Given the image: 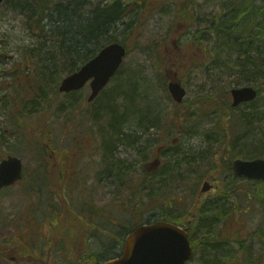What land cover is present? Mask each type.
Segmentation results:
<instances>
[{
    "label": "rangeland",
    "instance_id": "374dc122",
    "mask_svg": "<svg viewBox=\"0 0 264 264\" xmlns=\"http://www.w3.org/2000/svg\"><path fill=\"white\" fill-rule=\"evenodd\" d=\"M129 1L142 5L136 9L137 15L133 16L134 27L119 34V38L123 35L126 37L124 42L128 52L120 68L122 72L118 76L121 77L125 70H129L137 72V77L146 79L150 84L146 103L154 114L161 113L162 118L158 125L149 126L148 130L137 133L135 147L124 144L114 147L117 157L128 162L126 171L129 172V175H125L120 184L118 183L116 195L109 192L114 188L110 184L113 178L107 180L101 176V154L104 145L101 143L99 128L95 126L93 129V124L87 122L84 116L87 110H93L98 106L97 98L101 94L93 101L87 102L86 98L90 91L88 84L73 96L76 99L82 98L75 110L62 112L58 117L49 111L25 113L23 117L21 116L19 127H13L11 124L8 109L3 107L4 101L1 98L3 94L4 98H7V94L12 91L7 72L19 71L18 62L22 67L23 47L37 45L40 38L32 33L25 17L18 10H12L4 1L0 3V160L3 155H15L22 160L24 167L23 178L20 181L0 189V246L20 247L21 240L26 245L34 243L37 239L31 236L30 232L34 231L35 222L43 223L50 219L59 223L54 224L57 228H63L65 236H70L71 232L74 238L79 237L73 239L75 241L65 253L60 249L59 242L52 245L54 264H77L78 262L73 263L72 259L78 260L82 250L84 254L85 251L90 253L100 251L101 259H108L119 251L126 236L127 229L125 230L124 226L133 223L137 225L147 220L155 221L163 218L167 211H180L182 221L192 222L194 234L193 237L189 234L191 244L195 241L194 244L197 245L198 240L203 238L201 236L207 233L208 228L201 224L209 222L212 224V231L217 233L222 231L227 239L232 241L231 246L235 249L238 239H249L252 242L251 250L257 254L260 245L253 234L258 231L263 221V181L235 175L231 170V164L236 158L253 159L248 158L250 156L247 154L254 151L252 149L254 142L259 148L264 146V117H259L258 114V119L250 117L248 120L247 117L257 110L260 112V108L255 109L242 104L234 108L232 114L234 119L229 120L230 112L226 109L227 102L223 100V96L225 99L223 93L227 91L230 96L231 88L244 84L234 83L236 80L234 74H218L221 72L218 70L214 75L212 71L206 70V65L200 61L201 51L191 49L186 36L187 27L192 23L189 19L192 14L194 16L197 14V7L199 12L206 13L213 9L215 0H196L199 4L196 7L195 0ZM151 42L156 43V48L150 51ZM171 76L180 81L186 90L184 106L176 105L168 95L166 84ZM115 83L114 77L102 91L108 92ZM161 84L165 86V90ZM27 95L29 94H25ZM202 96L204 100H200ZM209 96L212 98L209 99ZM58 98L53 101L54 106L64 100L62 96ZM228 101L231 102V98ZM118 103H121V99H118ZM207 103L218 108V112L207 110ZM188 106L198 108L199 111L187 115L185 121L184 115L189 111L186 108ZM237 115H242L245 121L240 120L237 123ZM171 120L176 121L175 125L166 126L165 123ZM45 124L52 125V136L49 131L47 135L49 134L51 139L54 137L55 143L65 150L66 156L53 157L51 153V157H44V169H38L37 161L34 159L35 152L28 139L30 137L39 139ZM89 126L92 128L91 131ZM237 137H240L239 142L234 148L231 143L237 142ZM167 146L177 147L178 152H167L164 156L161 150ZM235 152H238L237 155ZM81 153L86 155L85 161L80 157ZM158 156L162 165L154 176L160 179L161 183L150 189L143 181L144 165ZM45 163L47 169L55 171L56 175L50 172L47 177ZM74 164L79 169L85 164L89 167L85 175L81 174V177L84 175V181L79 183L92 188L96 186L98 192L100 191L101 209L96 210L101 216L94 224H87L84 217L82 218L83 212L79 215L78 212L74 217L66 215L67 209L75 213L80 206L78 203L75 204L77 208L68 206L66 200L77 199V194L65 195V187H68L66 180L64 181L67 179L66 170L60 177L57 171L62 166L71 170ZM227 165L230 167L229 170ZM124 167L126 165L118 161L116 165L114 164L113 171ZM122 171L117 170V173ZM208 177L212 186L208 191L201 193L202 182ZM225 193L230 194L229 198ZM55 204H59L60 209H57ZM48 206L51 212L56 208L57 213L48 215L47 212L41 211ZM201 207H208L211 210L200 215L196 210ZM224 212L229 213L216 223L215 220L212 221ZM70 222L73 224H69ZM94 235L96 240L93 241ZM16 236H21V240L19 241ZM43 241L39 240V243H36L37 252L44 249ZM112 241L114 244L110 246L109 243ZM25 253L30 252L26 250ZM241 256L242 254L237 252L231 257L233 263L225 261L220 264H252L243 260ZM42 257L46 259L44 254ZM198 258L199 255L194 256L187 264H200ZM88 259L84 264L94 262L92 258ZM101 259L97 261L101 262ZM80 262L82 263L81 260ZM0 264L16 263L0 257Z\"/></svg>",
    "mask_w": 264,
    "mask_h": 264
},
{
    "label": "trees",
    "instance_id": "16d2710c",
    "mask_svg": "<svg viewBox=\"0 0 264 264\" xmlns=\"http://www.w3.org/2000/svg\"><path fill=\"white\" fill-rule=\"evenodd\" d=\"M4 2L12 10H18L25 17L32 33L40 38L37 45L23 47L21 51L23 62L22 67L18 62L19 71L12 73L8 70L7 72L10 77L8 83L11 84L12 91L7 94V98H4L3 95L1 98L4 101L3 107L8 109L7 114L13 127L20 126L21 116L23 117L25 113L49 111L58 117L62 112L75 110L82 98H73L77 91L61 94L58 91L61 78L77 70L81 64L93 57L102 46L108 43H121L126 48L127 53L128 48L124 42L126 37L123 35L122 38H119V34H123V32L134 27L135 18L133 16L137 15L136 9L142 5L129 0H4ZM197 3L195 0V7L199 5ZM196 13V17L192 14L191 19H189L192 20V23L187 27L188 34L186 36L190 41L191 49L201 51V64L206 65L205 69L212 71L214 75L220 70L221 72L218 74H234L236 76L234 83L253 86L257 90V97L253 101L243 103V105H249L255 109L258 107L260 112H258L259 110L252 112L247 119L250 120V117L258 119V114H260L259 117H264V0H215L211 11L201 13L197 7ZM149 45L150 51L156 48L155 42H151ZM120 68L112 78L115 77L116 79L115 86L108 92H100V96L96 97L98 106L93 110H87L84 114L87 122L93 124V129L95 126L99 128L101 143L104 145L101 154V171L103 174L106 173L107 168L113 169V164L116 165L118 161L126 165L123 159L117 157L114 147L117 148L119 144L135 147L137 145V133L148 130L149 126L158 125L162 118L161 113L154 114L146 103L149 96V82L142 77H137L135 71L125 70L123 75L119 77L118 75L122 72ZM17 75H20L19 80ZM163 84L165 85V83ZM164 85H162L163 90L166 89ZM25 94L29 95L25 96ZM223 94L225 95L223 100L227 102V104L225 102L226 109L230 112L228 117L231 121L234 119L232 117L234 107L228 101L230 99L229 93L226 91ZM59 96H62L64 100L59 105L54 106L53 101L59 99ZM210 98L212 96H209ZM118 99H121V103H118ZM200 100H204V96ZM178 105L184 106L185 103L182 102ZM201 106L205 105L201 104ZM206 106L208 107L207 110L218 112V108L212 104L207 103ZM186 108L189 111L184 115L185 121L187 115L199 111L198 108L194 109L190 106ZM240 120L245 121L242 115H237V123ZM175 123V120H171L165 125H175ZM51 127L52 125L47 126L45 124L39 139L36 140V138L31 137L28 139V143L35 152L34 159L37 161L38 169H44V157L50 156L51 153L53 157L66 156L65 150L55 143L54 137L51 139L49 134L47 135L49 131L48 133H51L52 136ZM22 129L23 132L26 131L23 127ZM89 129L91 131L92 128L89 126ZM239 138L237 137V142L231 143L234 148L238 145ZM254 144L256 145L255 142ZM255 145L252 147L254 151L247 154L250 156L248 158L264 156V146L259 148ZM161 152L165 156L167 152L177 153L178 148L167 146ZM237 153L235 152V155ZM48 159L49 157L46 160ZM116 159L117 161H115ZM46 163L47 177L50 172L56 175L55 171L52 172L47 169ZM59 164L61 165V162ZM65 167L62 166L58 170L59 172L57 171L59 177L63 171L65 172ZM127 169L128 165L118 169V171L123 170L118 172V182H121L125 175H129ZM229 169L230 167L227 165V170ZM154 175L155 173L147 175L144 173L143 181L148 183L150 189L161 183V180L156 179ZM262 185L264 201V181ZM66 188L68 187L66 186ZM225 195L227 198L230 196L228 193ZM55 205L57 209H60L59 204ZM211 207L213 209V206ZM210 210L208 207H201L196 211L198 214L204 215ZM54 213H57L56 208ZM179 213L180 211H167L161 219L175 224L188 223V233L190 237H193L192 222L182 221ZM228 213L219 214L212 221L215 220L216 223ZM69 216L72 217L73 214L71 213ZM262 220L260 228L253 234L257 237L260 245L258 255L251 250L252 242L249 239H238L235 249L231 246L232 241L228 240L222 231L218 233L212 231V224L208 222L209 224H201L208 228L207 233L201 236L203 238L198 240L197 245L194 244L195 241L192 243L195 250L194 256L199 255L197 260L200 264H220L225 261H232L231 257L240 252L242 259L246 262L264 264V206ZM210 226L211 228H209ZM50 227L54 242L48 243V246L57 245L55 240L59 238V245L65 242L70 249L75 241L73 239H79L77 236L74 238L75 236L71 232L70 236H65L63 228H57L55 224ZM124 227L125 230L127 229L125 235L133 230L131 225ZM61 232L63 233L60 235ZM109 244L111 246L114 242ZM85 252L84 254L82 250L78 260L72 259V262L84 264V261L89 260V257L94 260L92 264L100 263L97 260L101 259L102 253L95 256L94 252ZM118 252L115 253L118 254ZM38 261L45 263L43 257H39Z\"/></svg>",
    "mask_w": 264,
    "mask_h": 264
},
{
    "label": "water",
    "instance_id": "95a60500",
    "mask_svg": "<svg viewBox=\"0 0 264 264\" xmlns=\"http://www.w3.org/2000/svg\"><path fill=\"white\" fill-rule=\"evenodd\" d=\"M3 0H0L2 3ZM126 50L119 42H111L101 47L98 52L77 70L64 76L58 91L68 93L81 89L89 84L90 93L87 101H92L106 86L123 62ZM168 92L177 104L182 103L186 90L174 76L167 83ZM231 106L253 101L257 90L253 86H240L230 89ZM158 160L151 162V168L157 167ZM235 175L264 181V158L251 160L235 159L232 163ZM22 160L8 155L0 161V189L12 185L22 178ZM210 184L205 181L201 192L209 190ZM193 257L188 233L182 227L166 221L142 224L134 228L126 237L121 255L108 259L101 264H186Z\"/></svg>",
    "mask_w": 264,
    "mask_h": 264
},
{
    "label": "flooded vegetation",
    "instance_id": "af4514ba",
    "mask_svg": "<svg viewBox=\"0 0 264 264\" xmlns=\"http://www.w3.org/2000/svg\"><path fill=\"white\" fill-rule=\"evenodd\" d=\"M1 73H3V70L1 71ZM17 79L18 80L20 79L19 75H17ZM158 149H160V148H158ZM156 160H158V162H159V164L157 166L158 168L156 167L155 169H151L150 165H151V162L153 160L148 161L144 165L145 170L143 171V174L146 173V175H147L149 173H155L160 168V166L162 165V161L159 160V158L158 159L156 158ZM127 164H128V162H126V165ZM113 166H114V164H113ZM88 168L89 167H87L86 164H85V166L83 165V168L81 167L80 169L79 168L77 169V165H75V164L71 170H69V168H68L69 173H67L66 181H67V185L69 187L64 190V193L66 195L68 193L77 194V199L73 198L71 200L70 199L66 200L68 206L69 207H73V206L76 207L75 204L78 203V205L80 206L79 207L80 211H79L78 215L83 212L82 218L84 217V219H86L87 224H94L96 222V219L101 216V213L96 210L97 208L101 209L100 196H99L100 191L98 192V189H96V186H95V188H92L91 186H87V185H83V184L79 183L81 181H84L83 176L89 171ZM79 170H80V173H79ZM117 170L113 171V169L107 168L105 170L106 173H104V174L102 173V175H101V176H104L105 179H107V180H109V178H113L111 180L110 184L114 188L109 192L114 194V195L117 194L115 192V189L117 188L118 183L120 184V182H118V180H117V177H118ZM81 174H84V175L81 177ZM75 176H77V177L79 176V178L76 179ZM209 179L210 178L208 177L205 180H207L209 182ZM71 180H73V181L71 182ZM76 181H78V182H76ZM145 184H147V186H148V183H145ZM209 184H210V186H212L210 182H209ZM76 186H78V187L76 188ZM49 207L50 206L46 207V209L44 210L45 212L48 213V215L53 214V212H51L49 210ZM37 209H39V208H37ZM41 211H43V210H41ZM71 213L72 212L70 211V209H67L66 215L69 216ZM73 215L76 216L75 214H73ZM148 221L149 220L144 221V222L148 223ZM150 222H154V221H149V223ZM35 223H36V227H35L34 231L30 232L31 236H33L35 239H37V240H35L34 243L26 245L20 239L21 236H16L19 241L21 240L20 243L22 246H20V247H17V246L16 247H7L5 245H1L0 246V257L7 258L16 264H34V263L54 264L53 248H52V246H48V243L54 242L53 232H52V230H49V228H50L49 226L54 225V223L50 219L43 222V223L41 221L35 222ZM69 224H73V223L70 222ZM38 229L40 231H38ZM94 237L95 238H92L93 241L96 240L95 235H94ZM39 240H44L42 243L44 249L42 248L43 249L42 251L37 252L35 245H36V243H39ZM59 240H60L59 238H57L55 240L56 244H58ZM67 241H68V239H67ZM60 249H62L64 251V253L69 251L68 244H66L65 242L62 243ZM20 250H22L23 253L20 252ZM26 250L29 251L30 253L29 254L25 253ZM119 250L120 251L118 252V254L121 252V246L119 247ZM94 253L96 256V254H100L101 252L99 251V252H94ZM42 254H44L46 256L45 263H43L42 261L41 262L38 261V258L42 257ZM118 254H116V255H118Z\"/></svg>",
    "mask_w": 264,
    "mask_h": 264
}]
</instances>
